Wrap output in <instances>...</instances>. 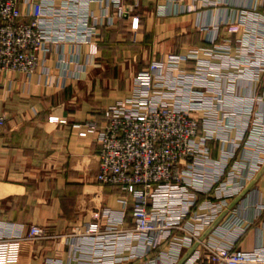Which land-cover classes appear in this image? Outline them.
Wrapping results in <instances>:
<instances>
[{
  "label": "crops",
  "instance_id": "0c3cea01",
  "mask_svg": "<svg viewBox=\"0 0 264 264\" xmlns=\"http://www.w3.org/2000/svg\"><path fill=\"white\" fill-rule=\"evenodd\" d=\"M123 2L124 17L111 27L100 28L93 43L56 47L47 62L49 76L28 79L21 73L0 72V115L5 117L0 132V234L13 226L26 230L35 225L46 231V238L20 244L15 264H77L68 262L67 235L89 222L103 223L106 209L123 212L126 228L132 226L131 196L95 179L99 147L86 125L99 122L105 108L129 99L137 73L151 60L169 53L209 50L214 39L231 47L232 57L240 65L244 58L264 52V0H223L215 6H206L201 0ZM90 7L99 13L97 4ZM240 45L245 48L238 51ZM61 57L66 61L59 64ZM182 68L191 74L196 62L189 60ZM256 73L253 61L245 77L251 79ZM260 77L257 91L249 81L235 84L250 99L241 107L228 103L232 119L220 125L215 115L216 134L206 142L204 165L205 173L220 177L225 187L233 188L231 177L237 181L243 177L244 189L228 201L224 212L232 208L233 215L252 222L243 232L226 233L216 226L218 215L209 224L205 240L214 245L235 243L246 252L264 245V103L259 102L264 100V72ZM207 82L215 91L225 88L213 74ZM194 116L200 119L201 136L211 131L204 127L201 112ZM221 139L240 142L237 156L226 157L228 146ZM252 140L254 145L249 143ZM197 196L195 213H205L208 203L219 201L213 190ZM185 221L188 227L198 225L190 216ZM174 234L165 243L164 252L156 257L151 253L149 260L183 264L195 252L193 248L189 253L185 232Z\"/></svg>",
  "mask_w": 264,
  "mask_h": 264
},
{
  "label": "built area",
  "instance_id": "2783aa9c",
  "mask_svg": "<svg viewBox=\"0 0 264 264\" xmlns=\"http://www.w3.org/2000/svg\"><path fill=\"white\" fill-rule=\"evenodd\" d=\"M201 1L206 6L223 3ZM91 3L98 5L99 13L91 9ZM125 14L123 0H0V72L21 73L28 79L47 77V62L56 47L93 43L100 28L113 26ZM216 40L210 42L209 50L169 53L151 60L137 73L132 96L102 110L99 122L86 125L87 133L96 138L99 147L95 179L102 186L118 188L131 196L132 226L126 228L123 212L104 210L103 223L89 222L73 229L68 262L127 264L147 258L172 233L182 231L187 235L186 243L195 241L201 228L212 223L237 195L234 188L243 187V177L238 181L231 177L234 186L229 188L220 183V177L205 173L206 142L215 137V115L221 125L233 118L227 110L228 103L241 107L250 99L235 84L249 81L258 90L264 52L244 58L240 65L234 61L231 47L219 45ZM242 48L245 47H237L238 51ZM189 60L196 62L191 74L182 68ZM65 61L61 57L58 63ZM253 61L258 73L246 79L245 72ZM212 74L218 83L225 84L224 90L215 91L214 85H209L207 78ZM198 112L203 114L204 127L211 130L203 136L199 134L200 119L194 116ZM4 124L5 117L0 115V132ZM221 141L228 146L227 158L237 155L239 141ZM212 190L219 200L217 204L208 203L205 213L193 212L197 193ZM186 216L198 225L188 227ZM248 227L249 223L233 215L222 225L226 233L235 229L243 232ZM44 238L46 231L39 226L9 228L0 234V264H15L22 242ZM207 251L205 257L193 252L183 264H264V245L246 252L235 243L217 244ZM144 264L162 262L147 260Z\"/></svg>",
  "mask_w": 264,
  "mask_h": 264
},
{
  "label": "rangeland",
  "instance_id": "374dc122",
  "mask_svg": "<svg viewBox=\"0 0 264 264\" xmlns=\"http://www.w3.org/2000/svg\"><path fill=\"white\" fill-rule=\"evenodd\" d=\"M261 84H259L258 86H260ZM249 143H251V145H254V143H255V141H251V142H249ZM237 156V155H236ZM236 187V186H235ZM251 188H252V186H251ZM250 187H249V189H251ZM235 189H237V191H238V193H237V195H235L234 196V198H236V197H238L239 196V194L241 193L240 191H241V189H244V187H242V188H239V190H238V187H236V188H234V190ZM243 191V190H242ZM231 199H233V198H231ZM228 205V204H227ZM231 210H232V208H230ZM231 210H229L228 212H224V209L220 212V214H218V215H222L221 217L219 216V220H218V222H217V227L218 226H220V227H222V225H223V223H224V221H226V220H228V218L230 217V216H232L233 214H234V212L233 211H231ZM233 216H235V215H233ZM238 219H240L239 217H238ZM211 225V224H210ZM210 225L208 226V225H206V226H203L202 228H201V230H200V232H199V235L196 237L197 239H195V241H191L190 243H188L189 244V246H191V248H188V251H189V253H191L192 251L190 250V249H195V251H198V253H199V255L201 256V257H205V256H207V253H208V251H207V249L208 248H211V246H214V244H209L206 240H205V237L207 236V234H208V231H209V227H210ZM251 225H252V222H249V227H248V229L251 227ZM81 227V226H80ZM80 227H76V228H80ZM224 232H225V228H221ZM72 232L73 231H71L70 232V234H68L67 236H68V238L69 237H71V235H72ZM64 236V235H63ZM63 236H61V237H63ZM174 236H175V234L174 233H172L171 234V236H170V238L168 239V240H170V239H173L174 238ZM167 242V241H166ZM165 242V243H166ZM194 242V243H193ZM165 243L162 245V246H160V247H157L154 251H152V254H153V257H156V256H158L159 255V253H163L164 252V246H165ZM176 254V253H175ZM161 255V254H160ZM176 255H178V253L176 254ZM177 258L178 257H176L175 258V263H176V261H177ZM150 259V257L148 258H146V257H142V258H140V260H149ZM137 260H139V259H137ZM173 263V262H172ZM172 263H170L169 261H167V264H172Z\"/></svg>",
  "mask_w": 264,
  "mask_h": 264
}]
</instances>
